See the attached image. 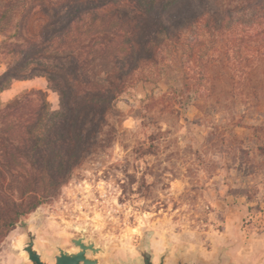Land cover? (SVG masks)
Masks as SVG:
<instances>
[{"label":"rangeland","instance_id":"obj_1","mask_svg":"<svg viewBox=\"0 0 264 264\" xmlns=\"http://www.w3.org/2000/svg\"><path fill=\"white\" fill-rule=\"evenodd\" d=\"M257 48L252 40L234 52L222 42L225 62L219 58L218 72L195 93H183L185 69L170 63L119 95L94 152L0 242V264L24 263L14 246L25 223L39 226L35 242L45 258L54 244L75 250L78 226L107 249L101 264H140L142 242L153 264L163 253V264H176L180 252L264 264V49ZM33 78L13 80L1 101L37 89L44 77ZM44 87L57 109V93Z\"/></svg>","mask_w":264,"mask_h":264},{"label":"trees","instance_id":"obj_2","mask_svg":"<svg viewBox=\"0 0 264 264\" xmlns=\"http://www.w3.org/2000/svg\"><path fill=\"white\" fill-rule=\"evenodd\" d=\"M252 40L264 49V0H0V93L41 76L58 95L57 109L41 88L0 99V242L94 152L119 95L170 63L195 93L222 42Z\"/></svg>","mask_w":264,"mask_h":264},{"label":"water","instance_id":"obj_3","mask_svg":"<svg viewBox=\"0 0 264 264\" xmlns=\"http://www.w3.org/2000/svg\"><path fill=\"white\" fill-rule=\"evenodd\" d=\"M39 226H28L24 224V235L16 239V245L14 246L15 251L19 254L24 255L23 264H101V257L107 254L105 247L97 244L93 239L87 238L85 240V227L76 226L81 235L71 237L70 241L76 248L75 250L61 247L59 244H54L52 247L55 249L51 258H45L36 246L35 238L38 234ZM145 257L143 263L140 264H153V254L149 251L147 243L142 242L137 246ZM182 253H179L176 259V264H222L220 261L217 262H206L192 255L189 259H182ZM165 254H161L159 257V263L163 264ZM102 264H117L112 260L104 259ZM125 264V263H124Z\"/></svg>","mask_w":264,"mask_h":264},{"label":"crops","instance_id":"obj_4","mask_svg":"<svg viewBox=\"0 0 264 264\" xmlns=\"http://www.w3.org/2000/svg\"><path fill=\"white\" fill-rule=\"evenodd\" d=\"M37 78H43V77H37ZM43 81H39V87L38 88H43V86H45L46 87V80H45V78H43L42 79ZM15 82L16 81H26V82H32L33 84H35V78H30V79H25V80H14ZM44 87V88H45Z\"/></svg>","mask_w":264,"mask_h":264},{"label":"flooded vegetation","instance_id":"obj_5","mask_svg":"<svg viewBox=\"0 0 264 264\" xmlns=\"http://www.w3.org/2000/svg\"><path fill=\"white\" fill-rule=\"evenodd\" d=\"M144 260H145V257H144V255H143V254H141V258H140V260H139V262H138V263H143V262H144Z\"/></svg>","mask_w":264,"mask_h":264}]
</instances>
